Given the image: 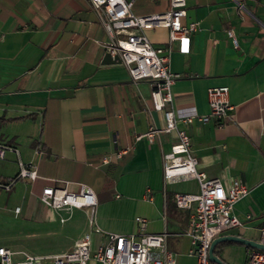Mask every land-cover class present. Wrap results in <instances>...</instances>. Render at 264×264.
<instances>
[{
    "label": "crops",
    "instance_id": "crops-1",
    "mask_svg": "<svg viewBox=\"0 0 264 264\" xmlns=\"http://www.w3.org/2000/svg\"><path fill=\"white\" fill-rule=\"evenodd\" d=\"M168 6L169 0H133L132 10L160 13ZM185 11L183 23L197 21L198 29L188 53L170 43V69L179 73L171 85L173 108L206 114L208 88L217 86L228 87L234 108L223 123L192 120L177 126L189 134L199 170L224 187L233 178L249 187L233 207L241 224L223 235L258 241L264 225V0H186ZM145 34L154 46L169 44L166 27ZM107 39L88 0H0V141L18 147L38 173L34 180L0 188V247L18 260L24 253L68 251L88 231L91 250L107 233L138 237L165 231L176 264H195L184 233L190 209L176 207L173 194L196 193L198 183L181 177L164 181L162 155L176 142V131L160 133L152 143L142 135L150 124L163 126V114L151 107L149 80L134 83L122 63L102 62L101 42ZM120 149L125 152L117 157ZM102 156L109 160L102 163ZM17 171L8 152L0 160V181ZM79 183L95 192L94 225L100 232L91 229L86 208L55 209L39 199L45 185L75 191ZM136 217L145 219L144 229ZM39 235L54 241L25 243ZM249 248L234 241L214 247L226 264H245Z\"/></svg>",
    "mask_w": 264,
    "mask_h": 264
},
{
    "label": "built area",
    "instance_id": "built-area-1",
    "mask_svg": "<svg viewBox=\"0 0 264 264\" xmlns=\"http://www.w3.org/2000/svg\"><path fill=\"white\" fill-rule=\"evenodd\" d=\"M97 13L108 39L101 45L111 56L118 55L135 83L140 79L150 81L151 107L162 112L164 125L150 124L142 135L149 143L155 141L160 133L176 131L177 140L168 152L162 155V175L164 181L174 178H193L198 183V192H175L173 201L176 207L190 209L184 233L189 238L188 254L196 259L195 264H214L208 257V249L213 238L223 235L241 224L233 213L234 204L249 192V187L239 178H233L224 187L217 177L208 176L197 168V159L191 152L189 134L177 126L179 121H208L214 119L223 123L230 118L234 106L228 100V87L208 88L209 111L199 114L195 111L182 112L172 106L171 85L179 76L170 69V43L176 42L180 53L190 51V38L198 29L197 21L183 23L186 14V0H169L168 9L160 13L136 14L132 10L133 0H88ZM163 26L168 29L169 44L166 47L151 44L145 30ZM234 47L237 37L232 29L227 30ZM141 136V135H140ZM10 152L15 156L17 173L0 188L8 189L17 179L34 180L37 166L24 161L18 147L0 141V160ZM41 153V151H37ZM125 149L116 151L119 157ZM109 160L102 156L101 162ZM39 199L55 209L73 207L88 210V223L96 232L101 229L94 225L96 219L97 197L94 190L85 183H79L75 191L65 185H45ZM19 207H15L17 211ZM246 217H250L247 214ZM140 228L144 229L145 219L136 217ZM167 233H144L138 237L118 233H107L106 241L94 250L90 249V232L77 239L71 249L60 254L33 255L24 253L23 258H12L13 251L0 247V264H86L94 259L101 264H176V254L167 246ZM258 241L264 243V225L259 228ZM157 251L158 257L155 256ZM245 264H264V251L249 248Z\"/></svg>",
    "mask_w": 264,
    "mask_h": 264
},
{
    "label": "water",
    "instance_id": "water-1",
    "mask_svg": "<svg viewBox=\"0 0 264 264\" xmlns=\"http://www.w3.org/2000/svg\"><path fill=\"white\" fill-rule=\"evenodd\" d=\"M102 62L103 63H115V62H120V60L117 54L111 56L110 53L106 51L103 55ZM222 241H234V242L244 244L248 247L256 248V249L264 251V243H261L259 241L252 240V239H246L239 235H220L212 239L209 249H208V257L214 264H226L220 257L214 255L213 253V249L215 245Z\"/></svg>",
    "mask_w": 264,
    "mask_h": 264
},
{
    "label": "rangeland",
    "instance_id": "rangeland-1",
    "mask_svg": "<svg viewBox=\"0 0 264 264\" xmlns=\"http://www.w3.org/2000/svg\"><path fill=\"white\" fill-rule=\"evenodd\" d=\"M52 241H54L53 238H51L50 236H46V235H39V236H34V237H26L25 239V243L27 245H29V247H37L38 245H48L49 243H51ZM38 249H36L34 252L39 253L41 251H37Z\"/></svg>",
    "mask_w": 264,
    "mask_h": 264
},
{
    "label": "trees",
    "instance_id": "trees-1",
    "mask_svg": "<svg viewBox=\"0 0 264 264\" xmlns=\"http://www.w3.org/2000/svg\"><path fill=\"white\" fill-rule=\"evenodd\" d=\"M230 241H222L220 242L221 244H225V243H229ZM213 253L214 255L218 256L219 257V252H218V249H213Z\"/></svg>",
    "mask_w": 264,
    "mask_h": 264
}]
</instances>
